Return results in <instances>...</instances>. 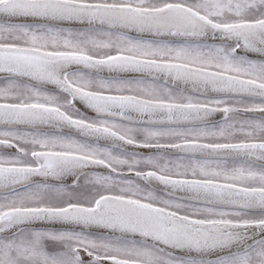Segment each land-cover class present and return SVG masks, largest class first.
<instances>
[{
  "label": "snow or ice",
  "instance_id": "snow-or-ice-1",
  "mask_svg": "<svg viewBox=\"0 0 264 264\" xmlns=\"http://www.w3.org/2000/svg\"><path fill=\"white\" fill-rule=\"evenodd\" d=\"M0 264H264V0H0Z\"/></svg>",
  "mask_w": 264,
  "mask_h": 264
}]
</instances>
